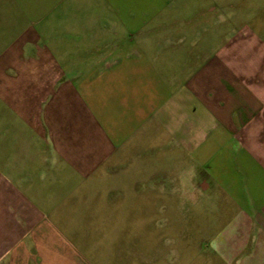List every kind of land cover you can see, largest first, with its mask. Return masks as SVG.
I'll use <instances>...</instances> for the list:
<instances>
[{"label": "crops", "instance_id": "obj_1", "mask_svg": "<svg viewBox=\"0 0 264 264\" xmlns=\"http://www.w3.org/2000/svg\"><path fill=\"white\" fill-rule=\"evenodd\" d=\"M183 259L264 264V0H0V264Z\"/></svg>", "mask_w": 264, "mask_h": 264}, {"label": "rangeland", "instance_id": "obj_2", "mask_svg": "<svg viewBox=\"0 0 264 264\" xmlns=\"http://www.w3.org/2000/svg\"><path fill=\"white\" fill-rule=\"evenodd\" d=\"M157 154H159V152ZM123 212L126 213V211H123ZM141 226H142V229H141ZM105 229H106V227H105ZM117 229H118V232L120 233L121 236L122 235H127V234L130 233V235H135V236L142 237L144 235L145 226L142 225V224H136V226L127 225V224H121L118 227H114V232L115 233H117L116 232ZM99 230H100V232H99L100 235H103V230H101L100 228H99ZM96 233H98V232H96ZM168 234H169V232H168ZM140 235H142V236H140ZM169 261H170V259H169ZM182 264H191L190 263V259H183Z\"/></svg>", "mask_w": 264, "mask_h": 264}, {"label": "clouds", "instance_id": "obj_3", "mask_svg": "<svg viewBox=\"0 0 264 264\" xmlns=\"http://www.w3.org/2000/svg\"><path fill=\"white\" fill-rule=\"evenodd\" d=\"M195 176H196V173L193 170L191 169L187 170L186 173L182 174V177H181L182 183H189L190 187H193V188L196 187L195 185L190 183Z\"/></svg>", "mask_w": 264, "mask_h": 264}]
</instances>
